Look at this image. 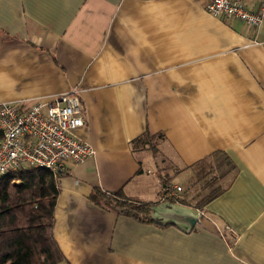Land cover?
<instances>
[{"label":"crops","instance_id":"0c3cea01","mask_svg":"<svg viewBox=\"0 0 264 264\" xmlns=\"http://www.w3.org/2000/svg\"><path fill=\"white\" fill-rule=\"evenodd\" d=\"M208 2L0 0V101L77 91L74 136L93 149L58 175L67 264H264V21L213 16ZM145 130L163 133L157 162L129 147ZM215 150L235 173L189 232L89 199L98 186L158 203L165 178L185 186L176 177L194 180L186 166Z\"/></svg>","mask_w":264,"mask_h":264},{"label":"trees","instance_id":"16d2710c","mask_svg":"<svg viewBox=\"0 0 264 264\" xmlns=\"http://www.w3.org/2000/svg\"><path fill=\"white\" fill-rule=\"evenodd\" d=\"M162 139L161 131L145 130L130 141L129 147L132 151H150L157 162L164 158L158 146ZM186 167L199 170L196 178L181 186L176 199L168 195L170 178H165L162 197L199 209L225 190L231 180L227 178H233L235 173L232 160L219 150ZM184 168L175 169L171 176ZM52 174L46 167L27 165L0 177V264H67L53 234L59 176ZM89 196L107 210L140 222H154L150 209L157 202L128 195L122 189L107 191L98 186H93Z\"/></svg>","mask_w":264,"mask_h":264},{"label":"built area","instance_id":"2783aa9c","mask_svg":"<svg viewBox=\"0 0 264 264\" xmlns=\"http://www.w3.org/2000/svg\"><path fill=\"white\" fill-rule=\"evenodd\" d=\"M206 10L252 27L264 21V0L255 8L243 0H209ZM81 110L75 90L48 101H0V177L27 165L46 167L56 176L67 162H81L92 155L90 143L74 136L84 123ZM181 190L180 185H173L169 194L176 199Z\"/></svg>","mask_w":264,"mask_h":264},{"label":"water","instance_id":"95a60500","mask_svg":"<svg viewBox=\"0 0 264 264\" xmlns=\"http://www.w3.org/2000/svg\"><path fill=\"white\" fill-rule=\"evenodd\" d=\"M150 210V216L155 223L174 224L184 232H189L194 228L201 214L198 209L168 199L152 205Z\"/></svg>","mask_w":264,"mask_h":264},{"label":"rangeland","instance_id":"374dc122","mask_svg":"<svg viewBox=\"0 0 264 264\" xmlns=\"http://www.w3.org/2000/svg\"><path fill=\"white\" fill-rule=\"evenodd\" d=\"M243 2H245L248 6H249V0H243ZM251 4V3H250ZM138 155L139 156H143V157H146V156H148L149 157V159H151L152 161H154L153 160V155H152V153L150 152V151H148V150H144V152L143 151H141V150H139L138 151ZM176 180H177V182H187L184 178H182L181 176H177L176 177ZM176 180L174 181V182H176ZM175 185H178V184H175ZM171 187H173V185H171ZM170 187V188H171ZM182 188V187H181ZM168 195H169V193H168ZM201 215V214H200Z\"/></svg>","mask_w":264,"mask_h":264},{"label":"bare ground","instance_id":"6f19581e","mask_svg":"<svg viewBox=\"0 0 264 264\" xmlns=\"http://www.w3.org/2000/svg\"><path fill=\"white\" fill-rule=\"evenodd\" d=\"M77 94H78V92H77ZM79 97V96H78Z\"/></svg>","mask_w":264,"mask_h":264}]
</instances>
